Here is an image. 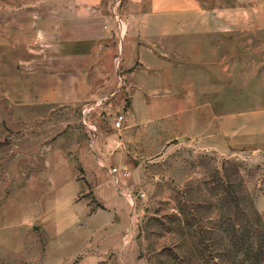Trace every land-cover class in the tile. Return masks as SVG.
Instances as JSON below:
<instances>
[{"label": "rangeland", "instance_id": "374dc122", "mask_svg": "<svg viewBox=\"0 0 264 264\" xmlns=\"http://www.w3.org/2000/svg\"><path fill=\"white\" fill-rule=\"evenodd\" d=\"M165 1L199 21L198 87L124 146L127 104L32 102L25 0H0V264H264V0Z\"/></svg>", "mask_w": 264, "mask_h": 264}, {"label": "crops", "instance_id": "0c3cea01", "mask_svg": "<svg viewBox=\"0 0 264 264\" xmlns=\"http://www.w3.org/2000/svg\"><path fill=\"white\" fill-rule=\"evenodd\" d=\"M112 2L25 0V74L36 88L49 77L33 103H58L68 87L65 98L86 97L106 112L127 104L120 129L122 145L130 146L142 125L189 109L198 87L189 70L201 67L189 34L199 21L167 16L165 0H122L117 24ZM62 67L87 70L69 71L65 84Z\"/></svg>", "mask_w": 264, "mask_h": 264}, {"label": "built area", "instance_id": "2783aa9c", "mask_svg": "<svg viewBox=\"0 0 264 264\" xmlns=\"http://www.w3.org/2000/svg\"><path fill=\"white\" fill-rule=\"evenodd\" d=\"M121 4H122V0H113L110 6L112 17L117 24L122 23V15L120 12ZM124 120H125V111L118 112L113 121L112 124L113 127L115 129H120L122 127V123Z\"/></svg>", "mask_w": 264, "mask_h": 264}]
</instances>
